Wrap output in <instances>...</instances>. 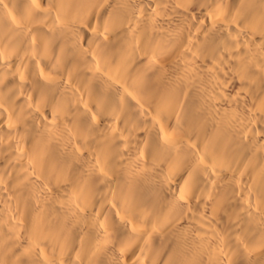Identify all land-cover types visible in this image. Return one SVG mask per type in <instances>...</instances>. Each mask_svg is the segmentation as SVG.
Returning a JSON list of instances; mask_svg holds the SVG:
<instances>
[{
  "label": "clouds",
  "instance_id": "1",
  "mask_svg": "<svg viewBox=\"0 0 264 264\" xmlns=\"http://www.w3.org/2000/svg\"><path fill=\"white\" fill-rule=\"evenodd\" d=\"M0 264H264V0H0Z\"/></svg>",
  "mask_w": 264,
  "mask_h": 264
}]
</instances>
